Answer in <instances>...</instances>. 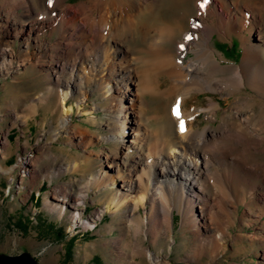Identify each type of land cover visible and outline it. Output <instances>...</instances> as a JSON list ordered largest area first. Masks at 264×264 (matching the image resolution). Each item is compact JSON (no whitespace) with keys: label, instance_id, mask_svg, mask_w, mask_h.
Returning <instances> with one entry per match:
<instances>
[{"label":"bare ground","instance_id":"bare-ground-1","mask_svg":"<svg viewBox=\"0 0 264 264\" xmlns=\"http://www.w3.org/2000/svg\"><path fill=\"white\" fill-rule=\"evenodd\" d=\"M2 2L6 3H0V56L14 54L7 43L8 36H25L24 46L30 55L58 56V62L50 67L58 73L55 87L60 108L66 115L62 125L70 127L73 107L67 103L73 92L80 91L86 99L85 91L92 82L110 93L113 104L108 110L115 111L112 133L115 151L104 157L115 174L104 171L97 184L111 190L118 180L122 182L121 189L110 191L108 207L112 213L116 214L128 203L135 211L149 202L150 231L156 234L171 230L173 212L178 209L185 228L192 229L196 236L211 237L214 251L220 250L226 234L225 215L232 212L229 206H234L236 212L245 203L249 213L248 206L255 203V196L264 199V155H260L264 154V111L257 112L248 98L244 100L241 96L234 112L225 116L231 121L223 120L220 131L211 134L208 129L194 127L200 109L186 110L182 105L196 92L230 95L250 87L253 96L263 102L264 110V0H208L206 4L204 0H195L196 14L192 16L191 27L185 30L184 16L171 23L160 16L162 10L158 8L164 0H83L74 9L66 0ZM18 9L23 10V17ZM47 32H59L60 36L55 42L46 43L40 35ZM214 34L223 40L234 37L241 40L244 52L240 65H222L223 56L211 45ZM140 36L144 47L135 55L126 42ZM254 36L257 43L252 41ZM176 40L174 50L167 47ZM189 51L196 53V60L185 65L184 57ZM0 66L3 68L6 63ZM97 73L101 74L98 79ZM161 77L171 83L166 90L160 89ZM129 93L134 97L126 99ZM145 95L173 99L170 114L179 101L181 116L178 119L173 114L178 125L180 120L184 121L185 131L180 130L179 143L171 139L150 142L151 134L141 124ZM220 107L218 100L209 98L204 110L210 120L216 119ZM130 128L131 139L124 148L126 153L120 157L118 143H124ZM168 148L170 153L166 151ZM30 162H21V169L29 171ZM257 184L263 186L261 194L255 193ZM247 196L251 198L249 203ZM68 198L61 190L54 193L56 202L52 208L60 216L70 202ZM81 200L78 198L79 203L76 201L71 207ZM75 212L72 218L78 222L80 212ZM135 223V232H140L145 221L139 218ZM122 252L126 257V252ZM146 256L153 263L161 261L158 257L154 259L152 252Z\"/></svg>","mask_w":264,"mask_h":264},{"label":"rangeland","instance_id":"rangeland-1","mask_svg":"<svg viewBox=\"0 0 264 264\" xmlns=\"http://www.w3.org/2000/svg\"><path fill=\"white\" fill-rule=\"evenodd\" d=\"M2 1L0 3L5 5ZM82 1L66 0V3L74 9V5ZM162 3L158 11L162 10L160 16L164 20L171 23L184 16L183 29L191 27L197 9L195 0H164ZM217 5L222 12L220 4ZM17 12L23 17L22 9ZM59 36V32H47L40 38L53 43ZM213 36L211 45L223 56L222 65H240L244 52L241 40L238 37L223 40L218 34ZM8 37L7 43L14 54L0 56V63H6L3 68L0 66V254L29 252L40 264H264V199L259 196H255V203L249 204V213L245 203L236 212L234 206H229L232 212L225 215L226 234L218 251H214L211 237L196 236L192 229L183 226L178 209H174L171 230L156 234L150 231L149 202L135 211L128 203L113 214L108 207L110 191L121 189L122 182L118 180L111 190L97 184L98 176L104 171L115 174V170L106 165L104 157L115 151L112 140L115 111L108 110L113 104L110 93L100 90L92 82L85 91L86 99L80 91L73 92L67 103L73 107L70 127H65L62 124L66 115L60 108L55 87L58 73L50 67L51 63L58 62V56L38 58L37 53L30 55L24 46L25 36ZM252 41L258 42L255 36ZM177 42L168 43L167 47L174 50ZM128 44L135 55H139L138 49L144 47L141 36L127 41ZM195 60L194 51L184 57L185 65ZM100 76L97 73L96 79ZM160 82L161 90L170 87L169 79L161 77ZM253 95L250 87L230 95L228 92H196L182 107L200 109L194 127L208 129L212 134L220 131L223 120L231 121L225 116L234 112L241 96L244 100L248 98L257 112L264 111L263 102ZM133 97L129 93L126 99ZM210 97L221 104L214 120H210L204 110ZM144 98L146 109L141 124L150 132V142L171 139L179 143L180 127L170 114L174 100L153 95ZM127 102L130 105L129 100ZM126 133L124 143H118L120 157L126 153L124 148L131 139V128ZM166 151L170 153L171 149ZM117 161L120 166L122 159ZM21 162H30L27 165L29 171L21 169ZM257 186L255 193L261 194L263 186ZM59 190L67 193L70 200L62 216L52 208L56 202L54 193ZM78 198H82V202L72 208L79 203ZM250 199L247 196V203ZM75 211L80 212L78 222L72 218ZM139 218L145 224L140 232H135V220ZM147 252H152L154 259L158 257L161 261L153 263L146 256Z\"/></svg>","mask_w":264,"mask_h":264},{"label":"water","instance_id":"water-1","mask_svg":"<svg viewBox=\"0 0 264 264\" xmlns=\"http://www.w3.org/2000/svg\"><path fill=\"white\" fill-rule=\"evenodd\" d=\"M0 264H40V263L31 253L22 252L16 255L1 253Z\"/></svg>","mask_w":264,"mask_h":264},{"label":"snow or ice","instance_id":"snow-or-ice-1","mask_svg":"<svg viewBox=\"0 0 264 264\" xmlns=\"http://www.w3.org/2000/svg\"><path fill=\"white\" fill-rule=\"evenodd\" d=\"M208 2V0H204V4H206ZM204 5L202 4L201 7H203ZM188 39H191V37H187ZM181 48H183V45H181ZM173 114L179 119L181 116V111H180V104L179 101H177L176 106L173 108ZM179 127L180 130L183 132L185 131V127H184V121L180 120L179 122Z\"/></svg>","mask_w":264,"mask_h":264},{"label":"trees","instance_id":"trees-1","mask_svg":"<svg viewBox=\"0 0 264 264\" xmlns=\"http://www.w3.org/2000/svg\"><path fill=\"white\" fill-rule=\"evenodd\" d=\"M60 235V234H59Z\"/></svg>","mask_w":264,"mask_h":264}]
</instances>
